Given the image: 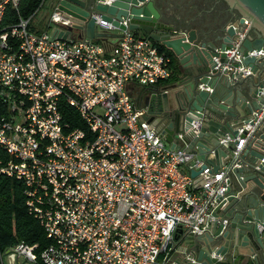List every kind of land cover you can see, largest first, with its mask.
Wrapping results in <instances>:
<instances>
[{"label": "built area", "instance_id": "obj_1", "mask_svg": "<svg viewBox=\"0 0 264 264\" xmlns=\"http://www.w3.org/2000/svg\"><path fill=\"white\" fill-rule=\"evenodd\" d=\"M45 1L22 17L20 0H0V150L7 155L0 173L23 185L28 213L51 240L39 264H176V237L200 235L217 220L213 213L227 198V167L214 169L184 146L172 148L136 106L131 84L157 87L171 74L170 58L153 39L128 29L127 19L119 22L123 29L114 25L102 11L91 15L96 30L117 36L53 37L51 25L66 31L73 20L53 0L43 28L37 26L33 18ZM7 8L17 20L3 24ZM249 28L245 20L231 45L216 51L214 69L233 79L256 76L244 60L264 51L241 50ZM259 93L264 99V86ZM65 107L82 127L63 119ZM263 114L264 105L255 122ZM252 128L239 127L220 146L239 141L236 155ZM35 248L21 241L1 262L37 264Z\"/></svg>", "mask_w": 264, "mask_h": 264}, {"label": "water", "instance_id": "obj_2", "mask_svg": "<svg viewBox=\"0 0 264 264\" xmlns=\"http://www.w3.org/2000/svg\"><path fill=\"white\" fill-rule=\"evenodd\" d=\"M226 1L232 10L239 11V19H232L230 23L223 25L218 31L219 38L213 42L197 43L193 30L175 29L165 20L157 0H60L59 8L72 18L73 26L66 31L56 27L52 32L53 37L62 39L73 31H76L77 38L117 36L96 30L91 15L102 11L106 20L122 29L124 25L119 22L127 19L128 29L148 33V37L170 49L175 56L183 57L187 52H193L196 56L197 51L202 53L205 73L199 77H194L193 74L192 79L182 88L175 89L171 109L156 112L147 110L151 116L146 118L154 123L152 125L165 136L172 148L182 144L187 152L193 153V160L208 162L211 156L212 161L222 159L221 166L227 167L230 177L227 198L218 203L213 213L217 220L210 221L209 228L204 233L186 237L188 248L183 251L185 264H215L217 257L232 255L239 248H247L253 252L258 249L257 242L264 230V114L257 122L254 116V112L260 111L264 105V99L259 93L264 86V70L261 69L264 55L244 60L245 64L254 67L253 71L256 73V76L247 79L258 77L259 82L243 96L234 98L233 103L227 99L245 79H233L231 73H220L214 69L213 60L218 55L217 50H224L231 45L235 34L242 31L245 20L250 22L247 35L249 31H253L255 38L249 39L246 36L241 50L245 55L246 51L252 49L264 51V0ZM219 56L224 61V54ZM236 65L238 63H234ZM200 84L212 87L213 91L200 89ZM215 85L228 88L229 91L223 98L218 96L213 87ZM178 86L176 84L177 88ZM154 97L148 94L144 98V107L150 105ZM200 119L202 124L196 130L193 123ZM245 124L253 128L243 148L236 155L232 154V149L238 144L237 141L228 148L220 146V139L227 135L237 136L238 128ZM178 133H182L181 140L178 139ZM242 173L251 176L246 178ZM223 220H227L225 225ZM182 231V228L178 229L179 234ZM191 257L195 259L194 262L189 260Z\"/></svg>", "mask_w": 264, "mask_h": 264}, {"label": "crops", "instance_id": "obj_3", "mask_svg": "<svg viewBox=\"0 0 264 264\" xmlns=\"http://www.w3.org/2000/svg\"><path fill=\"white\" fill-rule=\"evenodd\" d=\"M157 5L160 8L165 20L171 23L175 29H183L184 31L190 32L193 30L192 34L196 40L195 42L197 43H201L202 41H216L219 38L218 31L223 27V25L230 23L232 19L238 20L240 15L238 10H232L228 2H224L223 0H157ZM231 10L233 11V14ZM134 33L138 36L148 37V33L143 31H134ZM76 34V31H73V36H76ZM247 37L249 39L255 38V33L253 31H249ZM166 49L170 50L168 48ZM197 52V56L193 52H187L183 57L175 56L177 58L176 69L179 75L176 81L162 82L157 87L141 88L132 84L130 85L136 106L145 109V118H150L151 116V114L147 113L148 111L156 112L161 109H171L174 103L173 96L175 89L182 88L186 82L192 79L193 74L194 77H199L205 73L202 58L203 55L199 51ZM261 69L264 70V62L261 64ZM258 82V77H254L253 80L245 79L239 88L234 90V93H232L227 101L233 103L235 100L234 98L237 96H243ZM176 84L179 85L178 88L176 87ZM213 87L215 88L218 96L222 98L229 91L228 88L223 85H215ZM148 94L155 97L150 105L144 107V98ZM221 162L222 159L212 161L211 156L206 163L210 164L214 169H217L222 167ZM196 173L197 172L195 170L190 172V174H193L194 176L197 175ZM242 174L246 178L251 176L246 173ZM196 180H199V178H196ZM176 239L177 248L172 254V260L175 261L176 264H185L183 261L185 258L183 251L188 248L185 240L186 238L177 236ZM257 243V250L250 252L247 248H239L237 251H233L232 255L229 254L227 257H223L222 260H218L215 264H264V230H262L260 240ZM254 257L257 259L255 260Z\"/></svg>", "mask_w": 264, "mask_h": 264}, {"label": "trees", "instance_id": "obj_4", "mask_svg": "<svg viewBox=\"0 0 264 264\" xmlns=\"http://www.w3.org/2000/svg\"><path fill=\"white\" fill-rule=\"evenodd\" d=\"M41 0H20L18 5V14L22 17H29L37 8ZM17 20L16 11L7 8L3 24L11 23ZM158 44L159 50L163 51L170 58L171 74L164 82L176 81L179 77L177 71V58L163 45ZM63 119L75 123V126H81L77 113L69 107H65ZM7 155L0 150V160L5 161ZM25 195L23 185L14 178L0 173V264L2 255L17 243L23 241L29 245L36 244L34 253L37 256L39 264L40 253L51 243L39 221L28 213L25 205Z\"/></svg>", "mask_w": 264, "mask_h": 264}, {"label": "rangeland", "instance_id": "obj_5", "mask_svg": "<svg viewBox=\"0 0 264 264\" xmlns=\"http://www.w3.org/2000/svg\"><path fill=\"white\" fill-rule=\"evenodd\" d=\"M53 0H46L44 2V6L41 7L38 10V13L34 16L33 21L37 24V26L43 28L42 23L46 22V18L49 16L50 12H51V4H52ZM54 30V25H51V27L49 28V32H53ZM5 258V257H4ZM7 259H5L6 261Z\"/></svg>", "mask_w": 264, "mask_h": 264}, {"label": "flooded vegetation", "instance_id": "obj_6", "mask_svg": "<svg viewBox=\"0 0 264 264\" xmlns=\"http://www.w3.org/2000/svg\"><path fill=\"white\" fill-rule=\"evenodd\" d=\"M218 1H220V0H218ZM224 2H227L226 0H223Z\"/></svg>", "mask_w": 264, "mask_h": 264}]
</instances>
